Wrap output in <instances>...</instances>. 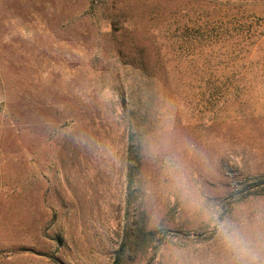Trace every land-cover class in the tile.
<instances>
[{
	"label": "rangeland",
	"instance_id": "1",
	"mask_svg": "<svg viewBox=\"0 0 264 264\" xmlns=\"http://www.w3.org/2000/svg\"><path fill=\"white\" fill-rule=\"evenodd\" d=\"M217 219L264 248V0H0V264H239Z\"/></svg>",
	"mask_w": 264,
	"mask_h": 264
},
{
	"label": "clouds",
	"instance_id": "2",
	"mask_svg": "<svg viewBox=\"0 0 264 264\" xmlns=\"http://www.w3.org/2000/svg\"><path fill=\"white\" fill-rule=\"evenodd\" d=\"M216 227L222 242L236 255L239 264H259L262 256H264V248L254 247L228 222H220L217 219Z\"/></svg>",
	"mask_w": 264,
	"mask_h": 264
},
{
	"label": "trees",
	"instance_id": "3",
	"mask_svg": "<svg viewBox=\"0 0 264 264\" xmlns=\"http://www.w3.org/2000/svg\"><path fill=\"white\" fill-rule=\"evenodd\" d=\"M132 115V114H131ZM132 122V119L129 118V124ZM128 135H129V141H132L133 137H134V131H133V127L132 124L129 126V130H128ZM136 149H132V147L129 149V152L132 154V152H134ZM134 154V153H133ZM133 161L134 163L138 162L136 156H133ZM132 166L129 167L128 173H127V188L130 190L131 185L133 183V179H132ZM142 234V233H141ZM161 242V239L157 241V243L152 247L153 249V255L155 254L156 250L158 249V245ZM153 260V259H152Z\"/></svg>",
	"mask_w": 264,
	"mask_h": 264
}]
</instances>
